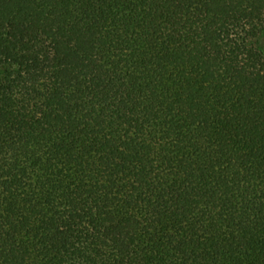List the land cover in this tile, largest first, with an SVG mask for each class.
<instances>
[{
    "label": "trees",
    "instance_id": "16d2710c",
    "mask_svg": "<svg viewBox=\"0 0 264 264\" xmlns=\"http://www.w3.org/2000/svg\"><path fill=\"white\" fill-rule=\"evenodd\" d=\"M264 0H0V264H264Z\"/></svg>",
    "mask_w": 264,
    "mask_h": 264
},
{
    "label": "rangeland",
    "instance_id": "374dc122",
    "mask_svg": "<svg viewBox=\"0 0 264 264\" xmlns=\"http://www.w3.org/2000/svg\"><path fill=\"white\" fill-rule=\"evenodd\" d=\"M257 45L264 52V35L259 37V39L257 40Z\"/></svg>",
    "mask_w": 264,
    "mask_h": 264
}]
</instances>
